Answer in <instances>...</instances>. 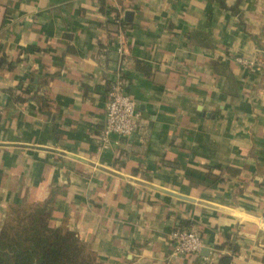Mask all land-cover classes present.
<instances>
[{
	"label": "crops",
	"instance_id": "1",
	"mask_svg": "<svg viewBox=\"0 0 264 264\" xmlns=\"http://www.w3.org/2000/svg\"><path fill=\"white\" fill-rule=\"evenodd\" d=\"M0 61V228L47 204L98 264H264V0H0ZM117 80L138 130L102 150Z\"/></svg>",
	"mask_w": 264,
	"mask_h": 264
},
{
	"label": "trees",
	"instance_id": "2",
	"mask_svg": "<svg viewBox=\"0 0 264 264\" xmlns=\"http://www.w3.org/2000/svg\"><path fill=\"white\" fill-rule=\"evenodd\" d=\"M49 219L47 204L11 208L0 228V264H98L74 233L50 227Z\"/></svg>",
	"mask_w": 264,
	"mask_h": 264
},
{
	"label": "built area",
	"instance_id": "3",
	"mask_svg": "<svg viewBox=\"0 0 264 264\" xmlns=\"http://www.w3.org/2000/svg\"><path fill=\"white\" fill-rule=\"evenodd\" d=\"M235 61L246 68L257 65L256 60L237 58ZM124 87V82L117 80L108 92L104 122L96 133L97 144L102 150L120 145L138 130L139 113L136 103L126 94ZM2 96L0 89V102ZM169 240L174 257L196 255L202 248L199 234L191 230H174L169 234Z\"/></svg>",
	"mask_w": 264,
	"mask_h": 264
},
{
	"label": "water",
	"instance_id": "4",
	"mask_svg": "<svg viewBox=\"0 0 264 264\" xmlns=\"http://www.w3.org/2000/svg\"><path fill=\"white\" fill-rule=\"evenodd\" d=\"M202 252H204V253H205V252H207V250H203Z\"/></svg>",
	"mask_w": 264,
	"mask_h": 264
}]
</instances>
